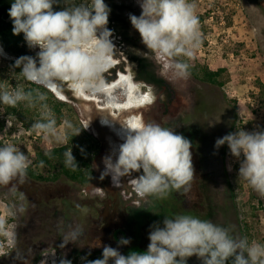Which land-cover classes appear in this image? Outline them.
Wrapping results in <instances>:
<instances>
[{"label":"rangeland","instance_id":"obj_1","mask_svg":"<svg viewBox=\"0 0 264 264\" xmlns=\"http://www.w3.org/2000/svg\"><path fill=\"white\" fill-rule=\"evenodd\" d=\"M124 6L122 25L132 33L134 43L119 42L120 39L110 37L114 44L115 73L111 68L105 73V79L111 85L113 95L118 98L117 103L126 105L128 89H125L121 77L129 75L133 77L132 64L127 60L123 50H146L139 32L132 26L130 16L137 17L141 14L139 0H117ZM196 6V14L201 16L200 46L194 50L192 57L200 65H205L211 70L224 68L222 86L199 83L204 95L217 104L214 129L219 133L214 139L234 133L240 129L245 131H264V5L262 0H190ZM122 9V10H123ZM120 23V24H121ZM149 50V49H148ZM34 54L38 48L31 49ZM155 61L156 67L162 70L168 79L177 88L195 87V79L199 80L189 71L186 79L176 78L173 73L164 68V62ZM33 57V56H32ZM188 57L187 61L192 60ZM12 56L6 53L0 46V89L12 91L18 88L32 87V85L17 72L11 62ZM34 59H38L34 56ZM110 72V73H109ZM113 74L110 81L107 74ZM133 80V78H132ZM135 91L133 93V105L128 114L122 115L119 110L116 113L122 115V120L128 122L131 119L139 121L140 107L150 104L151 108L157 107L161 92L157 87L133 81ZM263 85L261 88L260 86ZM39 91V90H37ZM48 96L45 91H39ZM149 94V95H146ZM144 95L143 98H141ZM77 96V95H76ZM155 96L151 103H141ZM79 97V96H77ZM88 97V96H87ZM102 97V96H100ZM138 97V100L135 98ZM103 98V97H102ZM147 98V99H145ZM140 100V101H139ZM106 103L105 100L98 102ZM54 112L58 125L62 126L64 120H68L74 129H81L78 136L87 134L83 132L80 118L71 109L59 116L53 109V102H45ZM83 107L87 108V103ZM149 105V106H150ZM7 105H0V145L6 143L16 144L22 152L28 155L33 163V169L40 175L53 176L58 170H50L47 165L34 164L37 152H50L53 148L65 144H57L46 140L41 134L33 130L32 125L40 119V106L29 107L25 103L18 104L17 113L7 111ZM127 106V105H126ZM114 107L110 111H114ZM137 111V112H136ZM60 119V120H59ZM155 123V119H150ZM32 122V124H31ZM86 124V119H83ZM87 125V124H86ZM66 134L75 133L65 130ZM69 137V136H68ZM88 144H93V137H89ZM215 140V143H216ZM214 158L205 162L208 176H205L199 184L200 197L194 200H186L179 197L178 200L156 199L154 197L141 198L134 192L133 186L123 177V188H128L122 193V188L107 187L106 178L98 180L102 185L105 195L100 197L94 193L96 175L85 185L69 180L62 175L58 180H35L26 176L23 184H17V191H10L11 186H0V217L7 215L10 209H14L21 201L19 196L23 194V204L26 211L9 218V223L15 226L17 234L16 251L14 257L3 258L0 256V264H38L39 260L46 257L43 264H61L62 260L71 264H87L88 257L102 254L104 246L118 248L128 255L131 251L140 248L147 249L150 243L148 236L150 225L162 222L165 216L174 214H191L204 220L226 227L234 237H243L242 219L247 213L250 226L255 233L256 243L264 244V196L254 191L244 180L238 177L239 161L230 153L227 144L214 146ZM119 150V146L117 148ZM95 149L87 153L93 166L95 162ZM118 157H114V161ZM243 159V157H241ZM204 168V167H203ZM231 168V170H229ZM94 169V167H93ZM95 170V169H94ZM136 174V173H135ZM88 195L84 196L83 193ZM132 192V194L130 193ZM109 194L118 197H109ZM197 198V200H196ZM79 205V207H77ZM87 209L83 212L81 209ZM116 209V210H114ZM108 210L111 214L109 222L102 218V211ZM108 223V225H106ZM162 226V224H161ZM77 227L82 229V235L75 242L63 244L68 233ZM120 238H129L131 243L127 246H119ZM19 241L20 250H17ZM11 249V250H12ZM11 252V251H10ZM187 264H202L196 256L188 258ZM231 264V259L227 262Z\"/></svg>","mask_w":264,"mask_h":264},{"label":"clouds","instance_id":"obj_2","mask_svg":"<svg viewBox=\"0 0 264 264\" xmlns=\"http://www.w3.org/2000/svg\"><path fill=\"white\" fill-rule=\"evenodd\" d=\"M56 3L57 0H13L11 3L8 14L13 35L23 34L30 49H39L38 64L33 57L22 56L16 60L15 67L21 68L20 73L27 81L43 86L59 83L77 96L98 95L110 105L117 103L112 85L105 79V73L114 64L115 53L110 39L112 31L107 27L111 9L105 0H79L54 11ZM139 3L141 14L139 17L131 15L130 21L142 43L176 78L186 79L189 65L177 58H191L200 46V21L195 4L190 0H139ZM133 83L129 78L122 86L127 89ZM46 99L43 93L33 95L23 88L0 89L2 104L39 105L40 119L33 123V130L50 142L66 144L65 130L78 135L82 128L74 129L68 120L58 125ZM155 99L152 96L148 102ZM123 126L129 134L120 146L115 163L111 157L106 158V171L101 179L111 172L113 183L119 187V178L142 170V175L131 180L141 198L164 199L173 189L188 191L195 174L191 142L156 123L134 121ZM225 144L239 161L238 177L264 196V131L240 129L218 138L215 147L218 149ZM64 156L68 167H77L71 149ZM31 165L28 155L16 144L0 145V186H11L10 191L15 193L17 184L25 182ZM94 193L100 197L105 195L99 187L94 188ZM19 200L18 206L0 217V246H16L17 234L9 218L26 211L23 194ZM81 210L87 212L86 208ZM81 235L82 229L77 227L68 233L61 246L75 242ZM148 239L150 243L145 251H131L128 255L118 248L104 246L102 258L87 264H187L192 256L199 258L202 264H227L230 259L231 264H264V244H250L247 238L234 237L228 228L191 214L165 216L162 222L150 225ZM130 243L129 238L118 241L119 246ZM61 264L71 262L62 260Z\"/></svg>","mask_w":264,"mask_h":264},{"label":"flooded vegetation","instance_id":"obj_3","mask_svg":"<svg viewBox=\"0 0 264 264\" xmlns=\"http://www.w3.org/2000/svg\"><path fill=\"white\" fill-rule=\"evenodd\" d=\"M115 1L118 2L117 0ZM123 11L124 9L120 11V15L122 16L124 13ZM112 13L113 12L110 11L109 22L107 25V27L112 31L111 37L120 39L119 42L122 41L125 45L126 43L133 44V39L128 41L127 38H124V36L120 37L121 34L119 35L117 33L116 26L121 25L120 27H122L123 31H127L129 34L132 35L129 29L125 28V26L122 25V20L118 22V20L111 19L110 16H112ZM0 46L2 47L1 44ZM2 49L6 53L10 54L3 47ZM123 53L127 57V60H129V62L132 64L133 81L135 80L145 85L148 84L157 87L162 93L161 97H163V99H161V97L158 98V104L156 105L157 107L154 108H151L150 104V106L148 105V107L147 105H145L150 99H147L142 102L141 104L145 106L140 107L141 112L139 115V121H142L144 123H151L152 121L150 119L154 118L156 124H160L162 127L174 130L175 133L183 135L191 142L192 164L195 174L193 180L191 181L190 187L188 188V191H184L183 188L180 190L173 189L169 192L167 197H186V200L192 201L194 200V197H200L199 184L201 180H204L203 178L205 176H208V168H205V162L210 160L211 158H214L215 153H213V147L215 146L216 140L214 139V137H217V135L219 134L216 131L217 128L214 129L215 115L218 112L216 111V109L218 106L213 100H210L209 97L207 98L204 95L201 90L202 85L199 84H206L207 82H204L202 80L197 81V79H195V87H186L184 89H182L183 87L177 88L175 85H173V82H171V80L167 78V76L162 70L157 69L155 61L151 58L149 54L150 50L146 49L141 52L139 50L127 48L125 49V51L123 50ZM10 55L12 56V59L17 60L20 58V56L18 55ZM32 56L33 58L34 56L37 57V54ZM135 56L145 57L148 59V61L151 63V68L154 70L156 76L164 80L161 86H157L155 83H152L146 78H143L139 75L137 63L132 60V58ZM114 71L115 70L111 68V72L115 73ZM17 72L20 73V71ZM109 73L107 74V79L110 81L114 77L113 74ZM53 85L54 87H52ZM40 87H43L45 89H41ZM30 88H34L37 93H40L39 91L41 90L45 92L46 90H48L51 94L52 101L58 100L59 102L63 103L61 107L62 113L67 111L69 116L71 109H73L76 115L80 118V121L83 126V132H86L94 139L93 142L95 145L96 152L94 166L92 160L91 163L95 169L94 171L97 180L96 186H100V188L102 189V185L98 183V180L100 179L102 173L106 171L105 160L106 158L111 157L112 162L115 163L114 157L119 156V150L115 148H117V145L120 148V146L125 142L127 135L129 134V130L126 129L123 124L134 122L133 119H131L130 121L128 119V122L126 121V119H121L122 115L128 114L129 111L134 107L130 106L133 105V103L131 102V100L133 101V98L129 100L128 94V99L125 103L127 106H124L123 104L119 106L118 103H115L116 105H110L104 102L102 104H99L98 102H102L104 100V98L102 97H100L101 99H98L96 103L91 104V99L89 97H77L71 92L70 89L59 83L52 84L51 86H43L36 84V86L32 85V87ZM133 93H131L132 96ZM80 102L87 103V108L83 107L84 104H80ZM112 107H114V111H110ZM116 110H119L122 115L117 114ZM132 111L134 110L132 109ZM83 119H86L87 125L83 122ZM206 166H209V161ZM142 174V170L140 172H132L129 175V179H127V181H129L130 184L133 186L132 190L134 192L136 191L134 185L131 183V180L138 178V176ZM112 177L113 174L111 172H109L108 175L104 176V179L106 178V180H108V183H105V186L111 188L112 186H115L117 189L122 188V193H124L128 189L125 187L123 188L125 184L126 186L128 185V187L130 186L126 182L124 184L123 177H121L119 178L120 186L117 187L113 183ZM130 193L132 194V192ZM109 197H118V194H109ZM20 244L22 243L19 241L17 250H20ZM13 250L14 249L4 255L3 258L7 259L14 257L16 251L13 252ZM24 261L25 259H23V264L27 263V260L25 261V263Z\"/></svg>","mask_w":264,"mask_h":264},{"label":"trees","instance_id":"obj_4","mask_svg":"<svg viewBox=\"0 0 264 264\" xmlns=\"http://www.w3.org/2000/svg\"><path fill=\"white\" fill-rule=\"evenodd\" d=\"M13 0H0V44L2 47L9 52L10 54L18 55L20 57L22 56H31L35 55L31 49L27 46L23 34L20 35H13L12 32V20L9 16V9L11 7V3ZM73 3H79V0H67V4L65 3V0H57V3L54 4L53 9L54 11H60L63 10L65 7L71 6ZM105 3L108 5V7L113 12L110 16L112 20H118V22L122 19V15H120V11H122V4L116 2L115 0H105ZM262 3L264 5V0H262ZM201 16L199 17V20H201ZM116 26L117 33L124 38H127L128 41L132 40L131 34H129L127 31H123L122 27ZM181 62L187 63L189 65L188 71L194 75L199 80H202L204 82L222 86L224 84V81L222 79L223 72L225 71L224 68H220L218 70H211L205 65H200L197 63L195 57H192V60L187 61L185 58L178 57ZM135 63H137V69L139 71V75L143 78H146L148 81L155 83L157 86H161L164 82L163 79L158 78L154 72V70L151 68V63L148 61L145 57H133L132 58ZM12 65L15 66L16 59L11 60ZM16 71H21V68L15 67ZM31 85L36 86L35 83L28 81ZM261 88L263 85L260 86ZM41 89H45L43 87H40ZM25 91H30L33 93V95H36L37 92L34 90V88H26ZM47 93V99L45 102H50L51 100V94L48 90H46ZM53 109L56 113H58L59 116H61L62 113V102H59L58 100H53ZM1 105V103H0ZM18 105L15 107L7 105V111L12 113H17ZM60 120V119H59ZM32 124V122H31ZM68 142L65 145H61L59 147L53 148L50 152H37L36 158L34 160V164H44L49 167L50 170H58L56 173H54L53 176H43L38 174L33 169V163L30 166V168L27 171V176H29L32 179L35 180H58L62 175L66 176L69 180L85 185L88 184L93 176H94V169L91 163V158L87 157V153L90 152L92 149H95L94 143L88 144L85 146L86 142L89 141L90 135L86 134L85 137L78 136L76 133L68 134ZM92 138V137H91ZM1 144V142H0ZM72 150V154L75 158L77 167L72 168L68 167L65 164V156L64 153L68 150ZM170 199H176L178 200L179 197H168ZM116 210V209H114ZM109 216L111 214L108 212V210L102 211V218H105L107 222H109ZM108 225V223H106ZM250 222L247 217V213H244V217L242 219V232L243 237L247 238L249 243L255 241V233L253 229L250 226ZM135 251H145L143 249H136ZM90 260H96L99 258H102V254H99L97 256H90L88 257Z\"/></svg>","mask_w":264,"mask_h":264},{"label":"bare ground","instance_id":"obj_5","mask_svg":"<svg viewBox=\"0 0 264 264\" xmlns=\"http://www.w3.org/2000/svg\"><path fill=\"white\" fill-rule=\"evenodd\" d=\"M123 76V75H122ZM120 77H121V75H120ZM130 78V76L129 75H127V76H124L121 80L123 81V82H125V81H127L128 79ZM120 80V79H119ZM135 84L133 83V85H129V87L127 88L128 89V94H129V100H131L134 96H132V94L131 93H133L134 92V89H135ZM52 87H54V85L52 86ZM146 95H149V94H146ZM142 97L141 98H143L144 97V95H141ZM135 100H138V97L137 98H135ZM131 102L132 103H135L134 101H132L131 100ZM107 113V112H106ZM108 114V113H107ZM110 116V115H109ZM111 117V116H110Z\"/></svg>","mask_w":264,"mask_h":264},{"label":"built area","instance_id":"obj_6","mask_svg":"<svg viewBox=\"0 0 264 264\" xmlns=\"http://www.w3.org/2000/svg\"><path fill=\"white\" fill-rule=\"evenodd\" d=\"M0 240H2V238H0ZM12 248L10 247H7L6 244L4 246H0V256H4L6 255L7 253H9L11 251ZM46 257L40 259L38 262V264H43L44 262H46ZM53 264H57L56 261H53Z\"/></svg>","mask_w":264,"mask_h":264},{"label":"water","instance_id":"obj_7","mask_svg":"<svg viewBox=\"0 0 264 264\" xmlns=\"http://www.w3.org/2000/svg\"><path fill=\"white\" fill-rule=\"evenodd\" d=\"M123 78V76H121V78H120V80ZM122 81V80H121ZM114 87V84L112 85V88ZM90 99H91V104H94V103H96V101L98 100V99H101L100 98V96H98V95H92V96H88ZM90 103H89V105H90ZM113 105H116V104H113Z\"/></svg>","mask_w":264,"mask_h":264}]
</instances>
